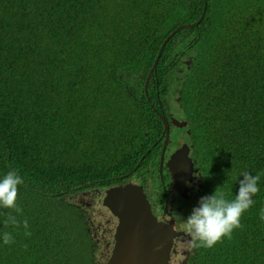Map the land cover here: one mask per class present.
Here are the masks:
<instances>
[{"label":"trees","instance_id":"1","mask_svg":"<svg viewBox=\"0 0 264 264\" xmlns=\"http://www.w3.org/2000/svg\"><path fill=\"white\" fill-rule=\"evenodd\" d=\"M203 2L0 0V172L14 168L38 184L18 186L19 214L0 209V232L14 238L0 245V264L79 263L72 247L82 217L67 194L156 169L158 99L164 112L183 111L186 124L173 126L189 129L202 196L231 199L240 171L260 176L241 227L211 248L186 240L174 263L264 264V0H205L200 18ZM197 20L169 37L144 90L165 37ZM11 82L24 93L19 105L8 97ZM8 214L27 219L30 235L5 224ZM42 232L38 253L32 237ZM83 239L80 264H88L91 239Z\"/></svg>","mask_w":264,"mask_h":264},{"label":"clouds","instance_id":"2","mask_svg":"<svg viewBox=\"0 0 264 264\" xmlns=\"http://www.w3.org/2000/svg\"><path fill=\"white\" fill-rule=\"evenodd\" d=\"M176 28L180 29L182 27H180V25H179ZM0 49H1V53H5L6 50H5L4 46H1ZM2 60H3V62H1V63L4 66H6V65L18 66L17 65L18 62H11V61L4 60V59H2ZM186 61H188V60H186ZM10 63H14V64H10ZM149 78H150V76L148 77V79ZM148 79H147V81H148ZM147 81H146V83H147ZM146 83L144 81L145 86H146ZM144 84H143V89L145 88ZM7 92H8V95H9L8 97H9L10 101L14 104L19 105L22 102V99H24V93L22 92L21 88L16 84L14 85L12 82H11V85H10ZM148 102H150V101H148ZM158 102H159V99H158ZM159 104H160V102H159ZM151 106L153 107L152 104H151ZM157 106H158V104H157ZM161 107H162V105H161ZM177 107H180V106L173 107V112H174L175 116H173L171 114V116H169L170 117L169 119H168V116L166 115V112H164L163 108H162V111L164 113H162L161 110H159V108H158V110L156 108H154V111L156 109L159 113H162L166 116V118L170 121L168 123V126L170 128L171 126H173V123L171 122V118H178V120L185 119V117L183 116V111H181V108H180V111H176ZM167 111H169V110H167ZM170 113H172V112H170ZM192 163H193L194 170L197 169L199 174H200V177H199L200 182L195 187H193L194 192L192 194V197L194 198L195 201L189 203V204H191L192 208L188 214L183 213V212L181 214L175 213V216H171L170 213H167V208H166V216L172 220L173 227L176 229V231H179L180 234L182 233L185 236V241L186 240L188 241V247H190V248H211L214 244H216L218 241H220L221 238H230L232 231L234 229H238L241 227V216L243 213H245L253 205V203H254L253 197L259 191L258 181L260 179V176H259V174H250L248 171H243V170L240 171L238 174V177H240V179H237L238 177L236 178L237 187H236L235 194H234L233 198H231V199H226L223 192H217L215 190L213 192H211L210 194L202 196V193H201V190L203 187L202 178L204 176H203L202 172H200V168L196 165L195 159L192 161ZM178 165L183 166L185 169H187L186 180L184 181L183 187L181 188V190H183V191L180 192L181 190H179L177 192V193H180L183 195L184 191H185V189H184L185 182L187 181V179H189V172H191V164L188 161L186 163H184L183 161H179L176 166H178ZM132 172H130L127 176H124L125 174L121 175L122 176V177L120 176V178H122L121 180H124L125 178L130 176L132 174ZM22 183H24L29 188L38 187V184H35L34 182H33L32 186H29L28 183L25 181L24 177L22 179V177L19 174H17V171L14 168L0 172V209H10L13 212H15L16 214H19L21 212V208L18 205L17 188ZM159 183H161V182H159ZM117 184H121V183H116V184L102 188L101 197H102V192L106 188H109L111 186H115ZM91 187H95V186H89V184H87L85 187H83L84 189H79V190L73 191L72 192L73 194L72 193L67 194L72 199L71 200L72 206L77 207L76 206L77 202H76V198H75V196L77 195V192L80 193V191L88 190ZM96 188H98V187H96ZM142 189L146 193V197L149 200V202L151 203L152 209L156 210L158 207H160V206L153 207V202H154L153 198L149 199L146 189L144 187H142ZM59 198L60 197L50 198L49 202L55 203V202H57L56 200ZM62 198H64V197H61L60 199H62ZM172 198L174 199L173 196H172ZM188 200L189 199H187L185 201L181 200L179 202H177L176 200H173V201L176 205H180L182 203H188L187 202ZM103 210L106 211V209L104 207H103ZM173 210H175V208ZM183 210H184V208H183ZM73 213H74L73 221H75L74 219L76 218V215H77V212L75 209H73ZM107 214H108V212H107ZM173 218L179 219L180 222L179 221L178 222H179V224H181L182 231H181L180 225H178V222L176 224L174 223ZM80 219L82 221V218H80ZM259 220L262 223H264V206H262L259 210ZM3 222L5 224H11V225H17V223H18L17 217L15 215H11V214H8L7 218ZM84 225L86 226L87 230L90 229L89 225H88L87 218L83 219L82 224L80 225L81 229H82V233H81L82 236H79V238H77L75 235L73 238L74 243H73V247H72V252H73L74 256L79 260L78 264H80V263H82V261H84L83 253L85 250V243H84L83 238L87 234L89 236V238L91 239V248H90L91 253H89L88 264H96V262L98 261V260L97 261L94 260L95 254L98 255V252L94 251L96 245L94 244L93 238L91 236V232H87V233L83 232ZM17 228L18 229H21V228L24 229L25 237L30 235V232L28 231L27 219L20 220L18 225H17ZM183 229L185 231H183ZM113 232H114V229H113ZM45 234H46V232H42L39 234H35L32 237V240L34 241V243H33L34 248L36 249V251L38 253L45 251V246H40L36 243L38 241L45 240L44 239ZM13 239L14 238L11 235V233L0 232V245H8V244L13 242ZM185 241H184V244L182 245V251L179 253L178 258L180 256H182L183 254H185V249H184ZM111 246H113V238H112ZM173 247H174V245H173ZM55 252H57V251H54L51 254H53ZM111 253H112V251H111ZM172 258L173 257L170 258V264L174 263ZM39 260L41 261L40 258H39ZM106 264H107V261H106Z\"/></svg>","mask_w":264,"mask_h":264},{"label":"water","instance_id":"3","mask_svg":"<svg viewBox=\"0 0 264 264\" xmlns=\"http://www.w3.org/2000/svg\"><path fill=\"white\" fill-rule=\"evenodd\" d=\"M204 11L205 0L200 18L203 16ZM198 20L193 23L182 24L180 27H191ZM177 29L170 32L160 44L156 58L145 77V83L155 68L165 42ZM147 101L149 100L147 99ZM155 112L162 122L164 133L158 165L160 169L165 149L164 145L170 140V128L168 126L170 121L156 109ZM171 122L176 126L186 124L184 119L171 118ZM180 149H186L187 151L186 145L183 144L180 148L175 149L166 160L165 165L170 168V171L179 161H182H176V157L179 159L184 157L183 152L179 151ZM189 158H186V160L189 161ZM130 172L124 176H127ZM162 193L166 198L163 186ZM100 203L108 214L114 217L112 253L107 260V264H170L172 254H176L173 240L180 232L176 231L172 220L166 216V204L159 213L154 212L137 175L126 178L121 184L106 188L102 192Z\"/></svg>","mask_w":264,"mask_h":264},{"label":"flooded vegetation","instance_id":"4","mask_svg":"<svg viewBox=\"0 0 264 264\" xmlns=\"http://www.w3.org/2000/svg\"><path fill=\"white\" fill-rule=\"evenodd\" d=\"M157 104H158L159 110H161V112L164 113L162 111V107L159 104V102ZM176 111H180V107H177ZM166 115L168 116V119H169L170 118L169 116H171V113L167 111ZM173 128L177 129L178 127H173V126L170 127V132H169L170 140L166 142V144L164 145L165 149H164V154L162 157V166H160V169L158 165L160 162L161 149L163 147L162 141H163L164 133L160 135L158 138V140L161 139V144H160L156 169L153 170L149 164L148 166L151 169L149 171H146L145 166L142 165L141 166L142 168L140 170L134 171L130 175V176L137 175L142 184V187H144L146 191L149 190L154 200L153 207L160 206L156 210H154V212L159 213L162 210L163 205L166 204L167 213H170L171 216H175V210L177 211L176 214H181L183 212V208H176L175 206L176 204L174 203L173 200H176L177 202L181 200L185 201L187 199L194 200V198L192 197V194L194 192L193 187H195L200 182V179H199L200 174L196 168H195L196 170H194L193 168V163H192V161L194 160V157L192 154L193 146L189 139V129L187 126H185L183 127L184 128L183 130L178 131L177 129V133L173 134L172 133ZM174 135H176L177 137H174ZM183 144L186 145L187 151L186 149H180L179 151L183 152L184 157L183 159L181 158L179 159L178 157H176V161H179V160L183 161V160H186V158L190 157L189 161L186 160L183 162L186 163L188 161L191 164V172H189V179H187L184 185V189H185L184 194L182 195L180 193H177L173 199L171 194H169L167 190V179L169 178V175H170V168L167 165H165V163L169 155L175 149L180 148ZM152 177L155 182L154 184L150 182L152 180ZM125 180L126 178L124 180L118 181L117 183H122ZM157 181L161 183H158ZM161 185L164 187L166 198L163 196ZM101 190L102 189H100L99 187L98 188L91 187L88 190L80 191V193L78 194L76 198L77 205L81 204L87 207V217L86 218L88 220V225H89V228H92L94 230L93 235L91 232V236L93 238L94 244L99 248L98 261L96 262V264H106L108 257H110L111 255V251H112L111 242L113 238L114 217L112 215L109 216L108 214H107V217L104 216V210L100 203ZM174 208L175 210H173ZM93 209L97 211L96 215L100 218L95 223H93L95 219L94 214H93ZM179 225L181 227V224ZM181 230H182V227H181ZM175 237L176 238H174L173 244H174L176 254H172V257H173L172 260L173 262H178V255L182 251V245L184 244L185 236L181 233V234L176 235ZM172 264H175V263H172Z\"/></svg>","mask_w":264,"mask_h":264},{"label":"rangeland","instance_id":"5","mask_svg":"<svg viewBox=\"0 0 264 264\" xmlns=\"http://www.w3.org/2000/svg\"><path fill=\"white\" fill-rule=\"evenodd\" d=\"M172 133L173 134L177 133V129L173 128L172 129ZM174 137H177V136L174 135ZM186 176H187V169H185L183 166L178 165V166L173 167V169L170 171L169 178L167 179V190H168V193L171 194V196L174 197L177 194V192L179 190H181V188L183 187V183L186 180ZM182 191L183 190H181L180 192H182ZM78 193L79 192H77V195L75 196V198H77ZM182 201H184V200H182ZM187 202L188 203H182L180 205H176V207L177 208H184L183 213H187L188 214L190 212L191 208H192L191 204H189V203L194 202V200L189 199ZM76 206L80 209V216L82 217V221H83V219H86V217H87V207L85 205H81V204H78ZM176 212L177 211L175 210V213ZM93 214H94V217H95L93 223H95L100 218L96 215L97 211L95 209H93ZM104 216L107 217V212L106 211H104ZM173 221L176 224L179 221V219L178 218H173ZM178 225H179V222H178ZM93 231L94 230L92 228L87 230L86 226L84 225V227H83V232L84 233L92 232V235H93ZM183 231H185V230L183 229ZM94 251L98 252L99 248L96 246ZM94 260L95 261L98 260V255L97 254H95Z\"/></svg>","mask_w":264,"mask_h":264}]
</instances>
